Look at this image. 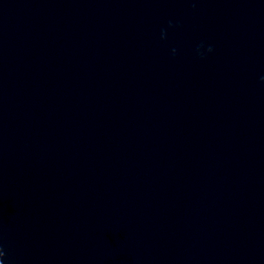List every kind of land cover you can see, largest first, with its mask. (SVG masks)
Wrapping results in <instances>:
<instances>
[{
	"label": "clouds",
	"instance_id": "9594fccd",
	"mask_svg": "<svg viewBox=\"0 0 264 264\" xmlns=\"http://www.w3.org/2000/svg\"><path fill=\"white\" fill-rule=\"evenodd\" d=\"M169 26L171 27L172 25H171V22H170V24H169ZM163 33H162V37H163ZM201 47H202V45H201ZM207 51L208 52H212L213 51V49L211 48V47H208V49H207ZM173 54H175V49H173ZM202 55V54H201ZM262 79V81H264V77H262L261 78ZM6 252H5V250H4V247H3V245H0V264H4V258L6 257Z\"/></svg>",
	"mask_w": 264,
	"mask_h": 264
}]
</instances>
